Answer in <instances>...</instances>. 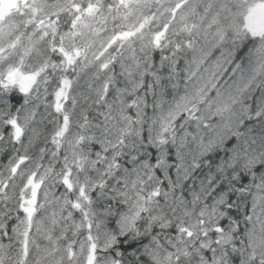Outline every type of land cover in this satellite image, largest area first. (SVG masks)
Wrapping results in <instances>:
<instances>
[{
	"label": "snow or ice",
	"instance_id": "6c2138e0",
	"mask_svg": "<svg viewBox=\"0 0 264 264\" xmlns=\"http://www.w3.org/2000/svg\"><path fill=\"white\" fill-rule=\"evenodd\" d=\"M21 4L0 264H264V0Z\"/></svg>",
	"mask_w": 264,
	"mask_h": 264
},
{
	"label": "rangeland",
	"instance_id": "374dc122",
	"mask_svg": "<svg viewBox=\"0 0 264 264\" xmlns=\"http://www.w3.org/2000/svg\"><path fill=\"white\" fill-rule=\"evenodd\" d=\"M21 0H0V42L6 43L10 37L19 34L24 24L26 16L21 15V11L27 12L21 4L20 9L17 8Z\"/></svg>",
	"mask_w": 264,
	"mask_h": 264
},
{
	"label": "trees",
	"instance_id": "16d2710c",
	"mask_svg": "<svg viewBox=\"0 0 264 264\" xmlns=\"http://www.w3.org/2000/svg\"><path fill=\"white\" fill-rule=\"evenodd\" d=\"M24 27H25V24H24V26H23V28L21 29V31L19 32V34L17 35V36H15V37H10L9 38V41H11V42H16V40H17V37L24 31ZM8 42V41H7ZM6 42V43H7ZM10 51H11V49H9ZM17 51H20V49L19 48H17Z\"/></svg>",
	"mask_w": 264,
	"mask_h": 264
}]
</instances>
